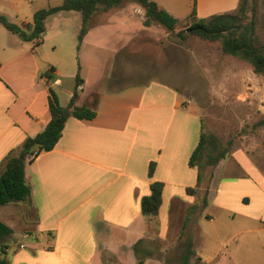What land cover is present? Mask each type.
Segmentation results:
<instances>
[{"label":"crops","instance_id":"0c3cea01","mask_svg":"<svg viewBox=\"0 0 264 264\" xmlns=\"http://www.w3.org/2000/svg\"><path fill=\"white\" fill-rule=\"evenodd\" d=\"M23 1L15 0L16 15L23 12L18 10ZM152 1L181 24L177 13L159 0ZM195 2L196 17L234 12L239 5V0ZM211 7L214 10L208 11ZM0 14L10 15L2 0ZM145 20V11L137 3L100 11L90 19L78 51L79 67L67 74L71 82L64 91L70 103L80 72L83 83L76 106H86L97 115L90 121L70 117L54 150L26 165L30 196L0 206V222L12 230L2 240L5 252L0 250L9 264H138L139 256L148 254L142 246L150 227L156 226L160 239L179 237L171 227L172 205L183 200V222L196 196L186 190L197 184L198 172L189 160L202 128L198 116L186 110L178 72L165 70L156 59L163 30L145 26ZM28 24L32 23L25 21L23 26ZM7 31H0V171L28 137L45 130L51 121L49 89L66 76L56 67L48 73L51 79L40 75L35 49ZM120 36V49L110 52L98 47L99 38L104 42ZM31 42L35 47L43 41ZM118 63L121 73L115 76L112 71ZM182 106L186 108L181 110ZM234 157L252 166L243 152ZM151 162L156 165L150 178ZM255 173L239 182L264 201V187L259 183L264 184V179ZM154 182L164 183L162 206L158 217H145L141 199L151 195ZM220 195L228 200L234 193L227 188ZM260 206L263 214L264 202ZM192 220L186 228L188 235ZM194 256L203 264L196 251ZM145 264L165 262L147 255Z\"/></svg>","mask_w":264,"mask_h":264},{"label":"rangeland","instance_id":"374dc122","mask_svg":"<svg viewBox=\"0 0 264 264\" xmlns=\"http://www.w3.org/2000/svg\"><path fill=\"white\" fill-rule=\"evenodd\" d=\"M65 1L33 0L30 3L24 0L18 9L23 12L16 15L15 0H2V6L10 11V15H0L22 27L25 21L33 23L38 11L62 5ZM126 3L135 2L126 1L123 4ZM159 3L177 13L181 24L174 32L167 31L158 23L151 24L164 33L156 59L163 63L165 70L178 72V86L184 96V105L188 107L182 106L181 110L186 108L195 113L207 140L210 143L218 141L224 148L230 149V154L216 167H209L203 172L202 183L197 187L191 203L196 205V209L190 217L186 214L184 221L181 220L183 200H176L172 205L171 227L174 233H180L179 237L174 234V238L160 239L156 226H153L142 248L165 264H183L194 239V250L203 264H264V213L260 206L264 201L262 197H255L258 195L255 190H247L239 182L253 174L255 176L256 171L264 179V124L261 125L264 121V76L255 74L249 63L224 54L219 42L207 43L186 31L196 21L210 17L190 16L196 10L195 0H159ZM33 10L36 12L31 16ZM213 10L211 7L208 11ZM26 13L28 16H24ZM252 19L255 20L256 44L264 46V0H248L242 24L246 25ZM45 27L46 31L41 36L43 42L34 47L30 41L29 45L36 51L40 75L51 73L55 67L66 74L62 76L60 85L54 84L52 88L60 105L66 107L69 100L64 90L71 82L67 74L79 67L78 51L84 39L80 42L81 16L79 13L62 12L46 19ZM1 30L8 33L3 26H0ZM179 32H183V36H179ZM110 39L102 42L104 38H99L98 47L110 52L121 48L123 38ZM150 53L155 52L151 49ZM116 66L112 71L115 76L121 73V65L118 63ZM84 70L86 73L87 69ZM237 152H243L253 167L240 164L234 157ZM259 183L264 187L262 182ZM227 188L234 193L233 197L229 195L228 200L220 195ZM205 197H209L206 207L203 205ZM187 216L193 219L190 235L186 229L182 233ZM189 264L201 263L193 255Z\"/></svg>","mask_w":264,"mask_h":264},{"label":"trees","instance_id":"16d2710c","mask_svg":"<svg viewBox=\"0 0 264 264\" xmlns=\"http://www.w3.org/2000/svg\"><path fill=\"white\" fill-rule=\"evenodd\" d=\"M126 1L139 4L145 11V26H150L153 22L162 25L169 32H174L179 27V20L161 9L152 0H66L62 5L38 11L34 15L32 24L22 27L13 24L6 17L0 15V24L14 34L20 35L25 41L39 40L46 31L45 21L48 17L62 11H77L82 16V27L80 31V42L88 30V23L93 15L100 11H108L118 7ZM248 0H239V5L233 13L215 14L208 18H203L193 23L186 31L191 35L207 43L221 44L224 54L238 58L249 63L253 72L264 76V46H258L255 38V20L243 25L242 19L247 13ZM196 17V10L191 14ZM179 32V36H183ZM54 70V69H53ZM51 79L49 74L46 75ZM83 83L80 72L75 77V88L73 96L67 107H62L57 94L52 88L49 89V110L51 121L45 130L35 137H28L22 147L11 153L6 160L5 166L0 171V206L21 202L26 200L31 194V187L27 184L25 169L28 163H32L36 157L43 152L54 150L63 136V131L67 120L70 117L79 120H93L96 112L86 106H76V101L80 95V86ZM264 121L261 122V125ZM230 154V149L224 148L218 141L210 143L204 132L201 133L199 143L193 151L189 166L197 169V184L194 188H187L189 195H196L197 187L203 180V172L209 167H216L222 160ZM155 162H151L149 167V177L151 178L155 170ZM151 195L141 199V210L145 217L156 218L163 202L164 183L154 182L150 186ZM208 204L207 197L203 199V205ZM187 215L190 217L196 205L189 207ZM185 220L183 232L186 229L190 218ZM12 230L4 223L0 222V250L5 252L2 240L10 236ZM193 241L185 256L183 264H189L190 259L195 254ZM138 252V250H137ZM150 256V254H148ZM0 264H9L5 258L1 257ZM138 264H145V258H138Z\"/></svg>","mask_w":264,"mask_h":264}]
</instances>
